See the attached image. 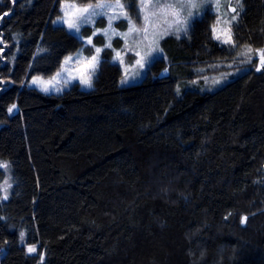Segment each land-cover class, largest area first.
Returning <instances> with one entry per match:
<instances>
[{
	"label": "trees",
	"instance_id": "obj_1",
	"mask_svg": "<svg viewBox=\"0 0 264 264\" xmlns=\"http://www.w3.org/2000/svg\"><path fill=\"white\" fill-rule=\"evenodd\" d=\"M58 1L0 0V264H264V69L203 80L264 48V0H242L234 51L206 13L139 82L103 61L89 90L42 93L23 83L79 46Z\"/></svg>",
	"mask_w": 264,
	"mask_h": 264
},
{
	"label": "snow or ice",
	"instance_id": "obj_2",
	"mask_svg": "<svg viewBox=\"0 0 264 264\" xmlns=\"http://www.w3.org/2000/svg\"><path fill=\"white\" fill-rule=\"evenodd\" d=\"M30 2V0H29ZM212 7L216 10V22L211 26L212 37L221 47L228 46L229 51H234L238 45L234 38L232 28L243 13L242 0H236L235 6L228 5V12L231 14L230 19L223 20L220 9L223 7L222 0H137L136 12L130 11L133 8L131 2H122V0H97L95 4H80L77 0H60V12L53 20L54 25L66 27L69 34L74 35L81 43L82 47L75 54L66 56L60 64L59 69L48 79L41 76H33L29 81L41 91L48 93L49 90L60 92V85L68 86L73 81L87 88L93 86V79L103 62L102 53L111 50L114 55L113 62H119L121 66L125 65V57L132 53L135 59V67L145 68L148 64L155 61L163 49L159 47L160 41L166 36L175 35L177 39L187 36L198 19H203L208 9ZM8 13H5L7 15ZM107 17L108 27L105 29L96 28L91 35L83 37L81 34L88 25L95 26L98 19ZM115 21L128 24L127 31L118 32L114 27ZM222 24L227 27L221 26ZM105 37V42L101 47H97L94 39L98 35ZM114 37H120L124 41L122 50L113 47ZM2 42V41H0ZM94 49L90 55H84V52ZM3 49H0L2 52ZM46 51V50H41ZM255 54L259 56V66L257 71L264 69V48L256 49ZM254 50L251 46H244V50L237 53L244 59L241 64H250L253 60ZM166 58V57H165ZM208 67L216 68L218 65H209ZM167 69H165V72ZM203 71V70H200ZM139 75V73H135ZM228 74H222L221 79H213V84H220ZM205 81L208 77H204ZM128 80V70L125 68V76L121 83ZM192 83H196L193 81ZM177 95L180 94V88L177 86ZM16 105L9 107L11 113ZM0 169L6 173L11 171V162L0 160ZM13 187V181L10 176H6L0 183V200L9 199L10 190ZM231 215V214H229ZM228 217L226 216L225 219ZM2 219V218H0ZM248 217L242 216L241 225L246 224ZM21 241L25 238V233H19ZM29 254L37 251L35 245L27 248ZM41 261L44 255H40Z\"/></svg>",
	"mask_w": 264,
	"mask_h": 264
},
{
	"label": "rangeland",
	"instance_id": "obj_3",
	"mask_svg": "<svg viewBox=\"0 0 264 264\" xmlns=\"http://www.w3.org/2000/svg\"><path fill=\"white\" fill-rule=\"evenodd\" d=\"M97 1H95V2H91V3H93V4H95ZM161 2H163V0H161ZM235 2H236V0H222V4H223V7H221V9H220V14H221V16H222V19L223 20H228V19H230V13L228 12V5H233V6H235ZM79 3V2H78ZM81 4V3H80ZM84 4H87V3H84ZM136 5H137V1H136ZM136 10H137V8H133V9H131L130 11H132L133 12V14L136 12ZM207 13L208 14H210L211 16H212V21H211V26L216 22V19H217V17H216V10H215V8H212V7H210L209 9H208V11H207ZM58 15H62V13L60 12V1H58V3H57V9H56V14L52 17V19H51V25L53 26V27H62L61 25H54L52 22H53V20H55L56 19V17L58 16ZM211 26H210V32H211ZM221 26H223V27H227V25H224V24H222ZM108 27V19H107V17L105 16L104 18H101V19H98L96 22H95V26L93 27L92 25H88L87 26V28L82 32V36L83 37H86V36H88V35H91V33H92V31H94L96 28H99V29H105V28H107ZM113 27L118 31V32H125V31H127V28H128V24H127V22L126 21H124V22H120V21H115L114 23H113ZM65 30H66V27H63ZM67 31V30H66ZM211 34H212V32H211ZM74 36V35H73ZM171 36H175V35H171ZM75 37V36H74ZM176 37V36H175ZM182 37H185V36H182ZM76 38V37H75ZM105 42V37L101 34V35H98L95 39H94V43L96 44V46L97 47H101L102 45H103V43ZM123 45H124V41L120 38V37H114V42H113V47H115L116 49H118V50H122V48H123ZM82 47V45H81V43L79 42V46H78V48H77V50L78 49H80ZM159 47H160V45H159ZM77 50L76 51H74V52H72V53H70V54H75L76 52H77ZM94 52V49H92L91 50V52H88V51H86V52H84V55H90L91 53H93ZM70 54H67V55H65L63 58H62V60H61V62L63 61V59L66 57V56H68V55H70ZM102 55V59H103V61H106V62H109L111 65H116L118 68H119V70H120V73H121V76H120V79H119V83H120V86H124V85H129V84H131V83H135V82H139L141 79H142V77L144 76V74H145V72H146V70L149 68V66H150V64H148L145 68H143V69H139V68H136L134 65H135V59H136V57L132 54V53H129L126 57H125V65L124 66H121L120 65V63L117 61V62H113V60H112V57H113V55H114V53L109 49V50H107L105 53H102L101 54ZM107 55V58L105 57ZM162 56V53L161 54H159L158 55V57L157 58H160ZM242 59H244V57H242V56H239V57H237V60L236 61H230V63H228L227 65H220V64H217L218 65V69H212V71L211 72H215L214 70H216V72L217 73H214V74H210V75H208L209 77H208V80L207 81H205L206 82V84H209V86H217V85H220L221 83H223L226 79H228L230 76H231V74H235L237 71H240L241 69H242V65L243 66H245V67H252L253 66V64H255V66H254V68H255V70L257 71V67L259 66V63H260V61H259V56H258V54H255L254 53V55H253V60H252V62L250 63V64H241L240 63V61L242 60ZM254 61H256V63L254 62ZM61 64V63H60ZM234 65H236V66H234ZM233 66V67H232ZM59 67H60V65H59ZM59 67H58V69H59ZM245 67H243V68H245ZM125 68H127V70H128V80H127V82H125V83H121V81L124 79V76H125ZM57 69V70H58ZM208 69L209 70H211V67H208ZM56 70V71H57ZM99 70V69H98ZM55 71V72H56ZM54 72V73H55ZM139 73V75H135V73ZM53 73V74H54ZM97 73H98V71H97ZM97 73H96V75H95V77H94V79H93V84H94V81H95V79H96V76H97ZM53 74H51L50 76H41V77H43L44 79H48V78H50ZM222 74H228L227 76H226V78L225 79H223L222 80V82L220 83V84H213V79H221V75ZM34 76H40V75H34ZM33 77V76H32ZM32 77H30L27 81H25L24 83H23V85H25V86H27V87H29V88H34V89H36V90H38V91H40V92H42V93H45V92H43V91H41L38 87H36L35 85H31L30 83H29V81L32 79ZM207 77V76H206ZM203 80H205V79H203ZM75 84H77L82 90H89L90 88H87V87H84V86H82L80 83H79V81L77 80V81H73L71 84H69L68 86H63V85H60V87H61V91L60 92H56V91H54V90H49V92L48 93H50V94H58V93H61V92H63V91H65V90H68L70 87H72L73 85H75ZM92 88V87H91ZM15 109H13V111H14ZM12 111V112H13ZM28 248V247H27ZM27 250V249H26Z\"/></svg>",
	"mask_w": 264,
	"mask_h": 264
}]
</instances>
